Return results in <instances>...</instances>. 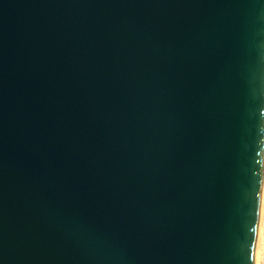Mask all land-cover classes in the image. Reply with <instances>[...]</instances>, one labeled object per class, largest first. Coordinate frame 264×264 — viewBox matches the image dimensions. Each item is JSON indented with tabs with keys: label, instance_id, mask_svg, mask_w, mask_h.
<instances>
[{
	"label": "water",
	"instance_id": "95a60500",
	"mask_svg": "<svg viewBox=\"0 0 264 264\" xmlns=\"http://www.w3.org/2000/svg\"><path fill=\"white\" fill-rule=\"evenodd\" d=\"M264 0H0V264H255Z\"/></svg>",
	"mask_w": 264,
	"mask_h": 264
},
{
	"label": "bare ground",
	"instance_id": "6f19581e",
	"mask_svg": "<svg viewBox=\"0 0 264 264\" xmlns=\"http://www.w3.org/2000/svg\"><path fill=\"white\" fill-rule=\"evenodd\" d=\"M255 264H264V188L258 229V246Z\"/></svg>",
	"mask_w": 264,
	"mask_h": 264
}]
</instances>
